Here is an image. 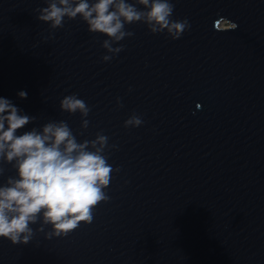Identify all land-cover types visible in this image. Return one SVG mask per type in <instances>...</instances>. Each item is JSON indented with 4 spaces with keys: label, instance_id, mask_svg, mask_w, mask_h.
Here are the masks:
<instances>
[{
    "label": "water",
    "instance_id": "1",
    "mask_svg": "<svg viewBox=\"0 0 264 264\" xmlns=\"http://www.w3.org/2000/svg\"><path fill=\"white\" fill-rule=\"evenodd\" d=\"M171 3L190 24L180 39L126 25L103 62L107 37L79 17L52 30L37 20L45 0H0V98L36 117L18 134L51 121L78 142L102 132L114 169L90 225L50 239L30 225L27 245L0 238V264H264V0ZM220 18L237 29L217 31ZM72 94L87 130L60 111ZM133 113L143 124L126 129ZM0 168L3 186L16 171Z\"/></svg>",
    "mask_w": 264,
    "mask_h": 264
},
{
    "label": "clouds",
    "instance_id": "2",
    "mask_svg": "<svg viewBox=\"0 0 264 264\" xmlns=\"http://www.w3.org/2000/svg\"><path fill=\"white\" fill-rule=\"evenodd\" d=\"M45 2L48 6L37 10V20L49 24L52 30L63 28L65 18L71 21L79 17L89 33L107 37L102 43L108 53L102 57L103 62H110L124 50L123 45H113L133 36L125 31L126 25L144 24L150 33L166 32L172 40L180 39L190 29L187 19H172L175 6L171 0ZM222 25L226 30L238 27L225 18L217 20L214 27L219 31ZM18 96L26 99L27 93L21 91ZM117 107H123L119 99ZM59 108L70 115L79 113L81 128L87 130L89 121L85 118L91 109L84 100L76 94L68 95L61 100ZM35 120L36 117L21 114L7 98H0V161L11 164L16 171L15 177H9L0 186V238L13 246L29 244L34 235L30 225L38 222L40 227L36 231L51 227L46 239L67 237L81 224L90 225L94 209L110 200L106 190L114 169L105 154L109 138L101 132L94 140L78 142L65 121H51L42 131L34 127L18 134V130ZM142 124V118L133 113L123 126L138 128Z\"/></svg>",
    "mask_w": 264,
    "mask_h": 264
},
{
    "label": "rangeland",
    "instance_id": "3",
    "mask_svg": "<svg viewBox=\"0 0 264 264\" xmlns=\"http://www.w3.org/2000/svg\"><path fill=\"white\" fill-rule=\"evenodd\" d=\"M222 27H224V26L222 25Z\"/></svg>",
    "mask_w": 264,
    "mask_h": 264
}]
</instances>
